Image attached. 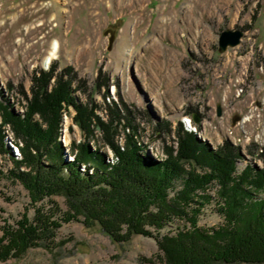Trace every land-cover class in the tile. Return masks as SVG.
I'll return each mask as SVG.
<instances>
[{
	"label": "rangeland",
	"instance_id": "1",
	"mask_svg": "<svg viewBox=\"0 0 264 264\" xmlns=\"http://www.w3.org/2000/svg\"><path fill=\"white\" fill-rule=\"evenodd\" d=\"M237 28L244 30L241 42L221 52V32ZM56 41L58 55L46 65ZM51 64L55 74L72 70L73 93L84 104L94 103L101 119L107 120L109 106L117 104L123 114L116 136L121 149L133 133L125 118L130 114L146 158L164 159L166 147H178L181 121L212 148L225 140L240 146L239 170L248 162L264 166L259 156L264 152V0H0V89L17 112L24 114L27 107L22 89L30 98L33 74L50 70ZM8 84L13 85L10 91ZM69 110L63 112L59 140L66 160L74 161L78 147L73 144L87 138L74 119V107ZM93 118L94 126L98 118ZM6 132L22 157L11 142L9 125ZM88 140L92 150L100 148L114 162L115 152L104 143L102 130L95 129ZM86 165L92 171L90 164L80 169ZM13 167L11 158L0 154V235L30 203L28 190L9 175ZM217 188L213 184L210 193L215 195ZM54 198L67 208L64 197ZM216 205L213 199L204 206L201 225L223 221ZM29 215L34 216L33 206ZM180 223L162 233L173 234ZM158 252L153 236L136 234L119 242L99 224L71 221L58 229L53 246L31 247L0 264H151L147 258L159 262Z\"/></svg>",
	"mask_w": 264,
	"mask_h": 264
},
{
	"label": "trees",
	"instance_id": "2",
	"mask_svg": "<svg viewBox=\"0 0 264 264\" xmlns=\"http://www.w3.org/2000/svg\"><path fill=\"white\" fill-rule=\"evenodd\" d=\"M55 71L52 65L33 74L30 98L22 89L27 99L24 114L0 89V154L11 158L14 167L9 175L25 186L30 197L16 224L3 226L0 261L19 258L31 247L53 246L64 223L81 221L99 224L119 242L136 234L155 237L159 248L155 256L164 264L264 262V166L248 162L239 170L240 146L225 140L212 148L181 121L176 128L178 147H166L164 159L146 158L134 138L138 134L130 114L125 118L133 133L121 149L116 136L123 114L117 104L109 106L107 120L101 119L94 103L88 106L73 93L72 70ZM6 88L10 91L13 85ZM70 107L87 140L95 129L102 130L104 143L115 152L114 162L106 160L100 148L92 150L89 140L74 143L78 147L74 161L66 160L59 133L63 112H70ZM94 116L98 120L93 126ZM6 125L22 157L8 143ZM259 156L264 161L263 151ZM84 164L93 165L92 171L88 165L80 169ZM213 184L218 185L215 195L209 191ZM55 196L65 198L66 209ZM213 199L223 221L201 225L204 206ZM178 220L182 223L173 234L162 233ZM147 262L159 264L152 258Z\"/></svg>",
	"mask_w": 264,
	"mask_h": 264
},
{
	"label": "water",
	"instance_id": "3",
	"mask_svg": "<svg viewBox=\"0 0 264 264\" xmlns=\"http://www.w3.org/2000/svg\"><path fill=\"white\" fill-rule=\"evenodd\" d=\"M244 35V30L237 28V29H226L223 30L219 37V50L221 52L225 51L229 46L235 47L237 46ZM48 65V63L46 64ZM221 107H218L217 113L221 115ZM193 119L195 122L200 121V117L196 114H193Z\"/></svg>",
	"mask_w": 264,
	"mask_h": 264
},
{
	"label": "bare ground",
	"instance_id": "4",
	"mask_svg": "<svg viewBox=\"0 0 264 264\" xmlns=\"http://www.w3.org/2000/svg\"><path fill=\"white\" fill-rule=\"evenodd\" d=\"M59 43L56 41L49 49L47 56L45 57V63H50L58 55Z\"/></svg>",
	"mask_w": 264,
	"mask_h": 264
}]
</instances>
